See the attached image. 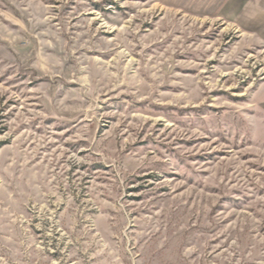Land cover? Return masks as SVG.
Returning a JSON list of instances; mask_svg holds the SVG:
<instances>
[{
	"label": "rangeland",
	"instance_id": "374dc122",
	"mask_svg": "<svg viewBox=\"0 0 264 264\" xmlns=\"http://www.w3.org/2000/svg\"><path fill=\"white\" fill-rule=\"evenodd\" d=\"M0 264H264V0H0Z\"/></svg>",
	"mask_w": 264,
	"mask_h": 264
}]
</instances>
